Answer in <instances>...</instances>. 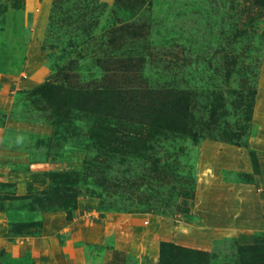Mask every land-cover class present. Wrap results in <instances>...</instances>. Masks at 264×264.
Returning <instances> with one entry per match:
<instances>
[{
	"label": "rangeland",
	"instance_id": "1",
	"mask_svg": "<svg viewBox=\"0 0 264 264\" xmlns=\"http://www.w3.org/2000/svg\"><path fill=\"white\" fill-rule=\"evenodd\" d=\"M61 181L70 219L31 209ZM254 238L264 0H0V264H234Z\"/></svg>",
	"mask_w": 264,
	"mask_h": 264
},
{
	"label": "trees",
	"instance_id": "2",
	"mask_svg": "<svg viewBox=\"0 0 264 264\" xmlns=\"http://www.w3.org/2000/svg\"><path fill=\"white\" fill-rule=\"evenodd\" d=\"M13 8H19L17 3L12 4ZM155 135L152 133H145L146 137ZM50 192H40V195H32L31 198V209L32 210H45L46 208H60L67 213V219L72 217L70 210L75 208V198L77 195L69 192V188L64 186V183L58 182ZM27 228H40V222H25L22 225L12 227V231L19 232L22 229ZM163 248H166L163 251ZM162 256L172 257L173 254L182 257L186 262H181L179 264H202L203 260L206 258V254L198 249L191 250L185 247L176 246L171 243H162ZM240 261L234 264H264V238H254L252 244H245L240 248L239 251ZM162 264H169L168 262L162 261Z\"/></svg>",
	"mask_w": 264,
	"mask_h": 264
}]
</instances>
